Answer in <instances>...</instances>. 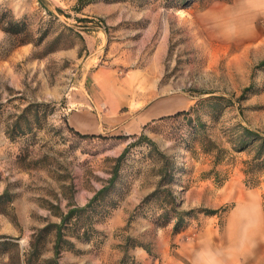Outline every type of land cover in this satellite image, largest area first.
Wrapping results in <instances>:
<instances>
[{"label":"rangeland","instance_id":"rangeland-1","mask_svg":"<svg viewBox=\"0 0 264 264\" xmlns=\"http://www.w3.org/2000/svg\"><path fill=\"white\" fill-rule=\"evenodd\" d=\"M77 3L0 0V193L12 195L18 221L0 213V234L26 250L35 228L58 221L49 202L65 209L73 190L74 202L85 203L133 139L82 138L70 131L67 115L83 107L82 98L120 101L124 110L127 103L142 107L173 95L194 120H157L144 132L168 158L167 177L178 182L167 185L177 210L186 212L177 232L171 198L153 196L134 213L133 224L125 222L135 208L126 210L122 225L110 218L98 222L96 228L118 229L91 243L76 241L80 251L64 250L60 262L120 264L130 236L138 245L128 251L129 264H172V258L192 264L202 240L226 243L233 201L252 195L249 189L256 198L264 195V158L261 167H249L252 147L236 145L243 126L264 135V17L242 38L229 40L220 29L238 0H91L80 11ZM92 31H101L94 43ZM162 166L152 145L131 147L110 199L141 202L155 189ZM106 208L95 207L94 218ZM143 226L149 229L134 235L123 229ZM51 246L49 235L42 256L52 254ZM12 252L0 260H13ZM247 264H264V241Z\"/></svg>","mask_w":264,"mask_h":264},{"label":"trees","instance_id":"trees-1","mask_svg":"<svg viewBox=\"0 0 264 264\" xmlns=\"http://www.w3.org/2000/svg\"><path fill=\"white\" fill-rule=\"evenodd\" d=\"M90 1L91 0H78L76 10L80 11L83 6ZM80 19L81 21H86L83 18ZM4 30L12 32L17 31L18 28L13 29L11 28V26H5ZM260 64L264 65V60H262ZM38 105L39 103H33L30 106ZM189 115V108H187L153 118L142 125L139 134L83 133L68 124V129L82 138L106 137L115 140H126L128 138L133 139L127 142L121 152L114 158L112 170L108 178L105 180V183L97 188L85 203L77 204L74 202L73 190H71L70 196L67 197L65 209L61 207L58 201L54 203L49 202L48 210L50 214L58 217V221H51L47 219L46 223L42 227L35 228L30 234L28 247L26 250L20 251L18 243L13 239V237L5 234H0V256L8 254V256L10 257L11 255H9V253L13 251L12 256L14 257L13 260H10L8 262L0 260V264H62L60 262V255L64 250L80 251L76 245V241L91 243L94 239H97L99 237H106V234L102 230L96 228V224L108 219L111 215L112 210L120 204V200H111L110 194L115 188L116 181L119 176L120 167L126 159V155L129 152L130 148L141 144L152 145L154 147L155 153L162 158L163 166L161 168L160 178L156 183L155 189L135 206V210L131 213L130 218L127 219L125 225L129 226L130 222L136 216L134 215V213L143 207V202L149 200L153 196L162 195L163 197L171 198V209L176 214V221L173 224V232H177L179 225L183 220V214L186 212L177 210L178 203L176 202L175 195L173 194V191L167 187V185H178V182L175 179L173 182L172 176L167 177L170 175L168 172V158L156 148L155 142L147 134H145L144 130L150 125L151 122L157 120L173 119L178 117H186L190 121L194 120ZM10 138L12 137L10 136ZM237 143L238 144L236 145L239 148H243L245 146L252 147L253 161L249 162V167H253V165L260 166V164L262 163L260 159L264 158V135L256 130L243 126L241 133L237 139ZM257 160L261 162H259L258 164V162H256ZM244 173L245 175L249 174L247 170H244ZM70 188H73L72 184L70 185ZM104 202H106V204H104ZM99 205H106L107 208L104 210V212H102L101 217L94 218V209ZM12 209V195L7 189H4L0 193V213L11 215L12 219H14L12 220L14 221V224L18 225L16 214L12 212ZM200 211H203L206 214H215L218 212V209H203ZM169 222L170 220H165L164 224H168ZM49 235L52 236V254L50 256L44 257L42 256L44 239H46ZM130 240L131 237L127 236L124 244L121 246L124 254L120 260V264H129V262L127 261L128 251L131 247L138 245L135 243L131 244ZM139 246L149 252L146 246L142 244H140Z\"/></svg>","mask_w":264,"mask_h":264},{"label":"clouds","instance_id":"clouds-1","mask_svg":"<svg viewBox=\"0 0 264 264\" xmlns=\"http://www.w3.org/2000/svg\"><path fill=\"white\" fill-rule=\"evenodd\" d=\"M239 7L230 9L227 24L220 29L222 38L237 39L245 36L259 17H264V0H238ZM245 194L243 200L233 201L230 227L226 243L217 245L202 240L193 253V264H247L264 241V195Z\"/></svg>","mask_w":264,"mask_h":264},{"label":"crops","instance_id":"crops-1","mask_svg":"<svg viewBox=\"0 0 264 264\" xmlns=\"http://www.w3.org/2000/svg\"><path fill=\"white\" fill-rule=\"evenodd\" d=\"M93 34H95L94 31H92V34H88L92 43L96 41L97 36H100L101 31H98L97 35H93ZM176 101L177 100L176 98H174L173 95L166 97H156L152 99L150 102L144 104L142 107L140 105L132 106L131 104L127 103V108L122 110V102L120 101L115 100V101H108V103H106V102L96 101L91 97L89 99L84 97L79 102L83 105V107H78L71 110L70 113H68L67 115V120L69 121L71 126H73L75 129L83 133L115 134V133H125L124 132L125 130L127 131L126 133H137L138 131L141 130L142 125L148 120L159 117L161 115L173 113L180 109L188 108V107L187 108L184 107L183 105L177 106L175 104ZM98 104L99 106L101 105L103 107L100 108ZM169 106L170 107L174 106V110L167 111L166 109ZM94 107H99V108H96V110H94ZM137 203L138 201L130 206H127L125 200L120 202V204L112 210L111 215L109 217L110 221H112V223L116 225H122L123 224L122 220L127 215L126 210L127 209L129 211L133 210ZM133 223L134 222L132 220L130 224ZM146 227L145 226H143L142 228L130 227L123 229L126 235H134L133 233L136 230L137 233H140L142 231L145 232L147 229H149ZM98 229L102 230L105 234H108L109 232H112L113 230L118 228H98ZM118 242L122 243L121 240H118ZM171 262L172 264H188L185 259H180V258H172Z\"/></svg>","mask_w":264,"mask_h":264}]
</instances>
